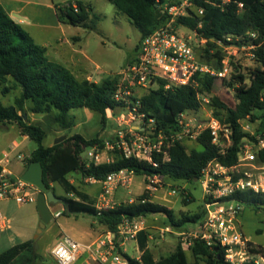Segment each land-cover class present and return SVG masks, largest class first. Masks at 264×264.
<instances>
[{"label":"trees","instance_id":"16d2710c","mask_svg":"<svg viewBox=\"0 0 264 264\" xmlns=\"http://www.w3.org/2000/svg\"><path fill=\"white\" fill-rule=\"evenodd\" d=\"M107 1L119 13L125 15L139 31V43L168 22V17L161 8L165 0ZM190 2L193 9H188L187 16L177 18L174 27L194 31L200 39L205 40L203 53L199 55L202 63L220 70L225 57L224 48L234 45L255 46L251 52L259 67L251 73L248 82L239 72L231 75L228 86H235L234 107H229L219 96L211 97L210 106L214 110V116L231 130L232 147L226 156L218 154L217 147L211 143L209 132L204 131L197 139L201 149L187 151L184 145L175 144L169 150L168 162L162 163L161 155L154 156L157 167L132 158L126 159L117 151L115 159L108 163L95 164L94 161H84L81 156L87 148L94 152L104 149L106 141L98 137L86 139L75 134L57 145L43 146L47 133L42 127L28 123L25 118V103H31L30 111L34 114L53 113L54 123L63 130L74 125L70 113L72 110L88 109L99 114L103 129L108 122L106 111L121 110L120 105L113 100L118 76L101 84L87 79L78 80L68 69L50 61L46 57V49L36 44L0 5V86H3L1 95L6 96L13 90L20 91L14 105L4 106L0 101V124H15L21 135L28 136L29 140L38 145L31 153L26 169L31 163L38 162L42 168L45 186L52 190L51 185L57 183L65 194L71 195V198H62L64 211L61 215H88L105 232H116L122 220L126 218L161 215L165 218V226L175 231L185 230L204 218V209L201 213L182 215L178 219L167 207L152 202L120 204L112 209L97 211L93 201L70 183L68 176L77 173L81 179L93 178L102 182L109 174L127 169L133 171L136 176L160 175L174 182L192 183L200 178L202 170L211 161H218L224 166L234 165L245 139L256 143L257 137L264 138V0ZM199 9L202 10V15H198ZM158 12H161L160 16ZM92 15V6L81 0H72L56 7L58 22L73 27L94 30V21L98 17ZM249 33H255L256 38L252 39ZM194 79L197 86L171 87L167 90L163 88L164 81H159L156 90L150 89L141 98L139 112L145 114V120H153L157 133L176 131V118L180 113L196 112L200 109L198 92L205 96L211 94L215 81L213 77L195 76ZM243 120L258 122L254 135L242 131L239 122ZM256 162L264 165V149L257 152ZM146 198L147 195L144 194L138 199ZM234 198L242 203L243 207L252 206L256 211H260L264 206V195L245 192L237 194ZM190 200L188 194L183 198L185 204L191 203ZM148 236L147 231L138 234L137 247L141 255L139 259H135L124 254L128 264H190L179 243L172 253L155 259L147 246ZM33 245V241H26L10 247L0 253V264H36L39 257L34 252ZM258 251L264 252V247H259ZM190 252L195 260L193 264L201 260L204 264H230L225 261L221 248L208 246L204 241H194Z\"/></svg>","mask_w":264,"mask_h":264},{"label":"built area","instance_id":"2783aa9c","mask_svg":"<svg viewBox=\"0 0 264 264\" xmlns=\"http://www.w3.org/2000/svg\"><path fill=\"white\" fill-rule=\"evenodd\" d=\"M228 3L229 0H221ZM190 0L176 5H161L168 17V22L143 39L133 61L118 75V83L113 100L120 105L121 113L115 118L119 123L138 122L135 127L120 129L115 140L106 141L104 149L118 151L126 159H135L157 167L154 156L161 155V162L170 160L169 150L183 140L197 141L198 137L208 131L211 143L218 149L222 157L228 154L232 147L231 130L214 116L213 108L206 97L197 95L202 107H209V121L205 125L194 123L189 115L193 111L180 113L176 118L177 130L169 133L159 131L153 120H145V114L139 112L141 98L154 87L158 88L159 81H164L165 90L171 87L187 85L197 86L195 76H209L215 80L224 81L228 78L230 67L226 57L221 62V69L216 70L201 62L192 44L191 38H185L174 27L179 17L189 14ZM241 8L242 5L240 4ZM202 15V10L197 11ZM190 31V30H189ZM194 35L197 34L191 31ZM252 39L255 33H249ZM202 42L205 40L201 39ZM230 41V38L227 39ZM264 45V43H262ZM231 47V46H230ZM235 49L251 50L256 47L234 45ZM228 47L224 48L227 51ZM113 111L108 109L106 116L114 118ZM126 115V116H125ZM127 117V122L125 121ZM120 126V124H119ZM121 128V127H120ZM138 128H143L140 131ZM23 139L28 136L21 135ZM257 142L251 144L244 140L239 148L237 161L232 166H224L218 161L209 162L202 170L200 183L203 192L204 218L185 230L175 231L166 226L163 231L173 233L178 237L182 249H190L196 240L204 241L208 246H218L222 249L225 261L230 264H264V252H259L249 238L241 230L240 215L243 205L234 197L237 194L251 192L264 195V165L256 162L257 152L264 149V138L257 137ZM19 145L13 143L9 151H4L0 158V202L14 200L19 205L35 203L38 190L21 179L12 170L13 161L27 164L29 157L16 153ZM255 148V149H254ZM94 163H100L101 157L94 151L88 152ZM136 176L131 170H121L109 174L101 183V191L94 204L97 211L112 209L117 206L113 195L117 189L127 187ZM146 182V199H129L128 204L152 202L148 193L153 194L159 189L163 178L160 175H144ZM95 182L93 178L88 179ZM174 193V192H173ZM172 193H168L171 195ZM154 203V202H152ZM264 212V206L261 207ZM61 213L53 217L58 218ZM264 225V219H262ZM9 220L0 216V231L9 229ZM146 217L123 219L116 232H104L95 240L87 243L79 242L70 236H60L50 250V256L56 264H128L121 250L127 241L137 242L140 232L147 230Z\"/></svg>","mask_w":264,"mask_h":264},{"label":"rangeland","instance_id":"374dc122","mask_svg":"<svg viewBox=\"0 0 264 264\" xmlns=\"http://www.w3.org/2000/svg\"><path fill=\"white\" fill-rule=\"evenodd\" d=\"M70 1L72 0H0V5L14 19L22 21V28L28 32L36 44L46 49V57L50 61L62 65L71 73L74 72V76L78 80L87 79L101 84L105 80L117 77L127 64L136 57L137 52L135 49L140 39L139 31L125 15L119 13L107 0H81L90 4L93 8L92 16L98 17L94 21V30L62 24L56 18V7ZM184 1L187 0H165L163 5H176ZM162 6L161 8H163ZM191 9H193L192 6ZM90 21H88V24H90ZM178 29L179 33L185 38H191L199 57L203 53L205 42H202L198 36L186 28L179 27ZM250 54L249 50L235 49L233 46L228 47L227 51H224L226 61L230 67L228 78L224 81L215 80L210 95L205 96L201 92H198V95L206 97L209 103L211 97L219 96L229 107H234L236 104L235 86L230 87L228 83L231 75L237 72L244 75L248 82L251 73L259 67L256 59L251 57ZM74 67L78 69H72ZM2 88L3 86H0L1 103L4 106L14 105L20 91L13 90L8 95L3 96L1 95ZM156 89V87L153 88V90ZM25 107L27 112L25 118L28 123L40 126L46 131L47 136L43 141L45 147L52 146L57 138L63 136L67 138L75 134L86 139L98 137L105 141L115 140L120 129L126 130L135 127L138 123L133 122L127 125L123 122L119 123L115 118L122 111L118 109L112 113L114 118H109L106 126L102 129L97 112L88 109H76L70 112L74 119V125L70 129L63 130L54 123L53 113L34 114L30 111V102L25 103ZM209 111V107H202L198 112L191 113L189 118L194 123L205 125L210 119ZM125 121L127 122V117H125ZM239 126L242 131L254 135L258 122L251 123L248 120H243L239 122ZM14 142L19 145L16 153H21L24 157H29L38 146L32 140L23 139L19 128L15 124H0V158L4 151H9L12 148ZM182 145L185 146L187 151L201 149L195 140L185 139ZM115 152L108 149L95 151L104 163L113 161L117 156ZM81 157L84 161H93L88 154V150L83 152ZM13 163L12 170L15 174L21 175L26 171L24 162L16 160ZM69 179L76 185H79L81 181L83 182L77 173L70 174ZM99 187L98 184L91 186L93 191L87 190L97 193ZM51 189L56 197L60 199L67 197L59 184H53ZM145 193L147 191L144 177L134 176L127 187L116 190L113 200L116 205L128 204L129 199L135 202ZM168 193L172 194L168 195ZM187 194L191 197L190 201L192 202L185 204L183 198ZM148 196L152 202L171 210L176 219L182 215H194L203 211V192L198 181L192 183L174 182L168 178H162L158 191L153 194L148 193ZM49 209L52 219L38 234L40 215L36 202L25 205H19L14 200L0 202V216L10 222L9 229L0 231V253L16 244L33 241L34 252L39 257L36 264H56L50 256V249L62 232L73 236L74 239L80 242H89L79 234L90 230L93 221L90 216L61 215V217L54 218L53 216L57 212L62 213L64 211L63 202L51 205ZM240 216L243 234L256 247H264V225L261 223L264 219V212L262 210L256 211L252 206H244ZM146 221V231L149 235L147 246L154 258L158 259L172 253L179 242L175 234L163 231L166 227L165 218L161 215H152L147 216ZM103 231L100 229L98 233ZM121 250L130 258H139L141 255L134 241H127ZM183 251L187 261L193 264L195 260L190 249L184 248ZM78 264H82V262H78ZM197 264H204V262L202 260L197 261Z\"/></svg>","mask_w":264,"mask_h":264},{"label":"water","instance_id":"95a60500","mask_svg":"<svg viewBox=\"0 0 264 264\" xmlns=\"http://www.w3.org/2000/svg\"><path fill=\"white\" fill-rule=\"evenodd\" d=\"M159 16L161 12H158ZM140 131H143V128H138ZM66 138L60 137L54 141V145H57L64 141ZM21 179L34 186L38 190L37 199H36V207L40 215V224L38 229V234L45 228V226L51 221L52 215L49 207L56 203L61 202L62 199L55 196V194L49 190L43 180H42V168L38 162L31 163L26 171L21 175ZM216 252L218 249L215 250ZM123 259H126L124 255H121Z\"/></svg>","mask_w":264,"mask_h":264},{"label":"crops","instance_id":"0c3cea01","mask_svg":"<svg viewBox=\"0 0 264 264\" xmlns=\"http://www.w3.org/2000/svg\"><path fill=\"white\" fill-rule=\"evenodd\" d=\"M8 13V12H7ZM9 14V16L15 21V22H17L18 24H20V25H22V21L21 20H16V19H14L13 18V16L10 14V13H8ZM28 33V32H27ZM72 69H74V70H76V69H78V68H76V67H74V68H72ZM73 70V71H74ZM73 75H74V72L72 73ZM90 81V80H89ZM107 119H109L108 118V115H107ZM87 150H88V152L89 151H93L91 148H87ZM102 163H104V162H100V163H97V164H102ZM108 163V162H107ZM96 164V163H95ZM76 174V173H75ZM22 175V174H21ZM68 178H69V176H68ZM83 180V182L81 181L80 182V184L78 185H76V184H74L73 183V181H71L70 179H69V181H70V183H72L79 191H81L82 193H84V194H86L89 198H90V200H92L93 201V203L95 204L96 202H97V200H98V198H99V195H100V191H101V183L100 182H97V181H95V182H91V181H89L88 179H82ZM100 185V187L98 188V190H97V193H92V192H89L87 189H89L90 191L92 190L91 189V186H94V185ZM53 185V184H52ZM52 185H51V187H52ZM93 191V190H92ZM66 198H71V195H67L66 194ZM57 213H59V212H57ZM59 217H61V215L59 216ZM240 219H241V216H240ZM40 221H41V219H40ZM100 229H102L103 230V228L101 227V226H98L96 223H95V221L93 220L92 221V225H91V227H90V230L89 231H87V232H83V233H81V234H79V235H81V237H85V238H83V239H87V240H89V242H91V241H93V240H95L99 235H101L102 233H104L105 231H103L102 233H98L99 232V230ZM63 234H66V233H64V232H62V234L60 235V236H62ZM66 235H68V234H66ZM60 236H58V238L60 237ZM69 236V235H68ZM71 238H73V236H70ZM57 238V239H58ZM74 239V238H73ZM148 239H149V236H148ZM74 240H76V239H74ZM76 241H79V240H76ZM80 242V241H79ZM84 243V242H83ZM87 243V242H86ZM136 244H137V242H136ZM51 250V249H50ZM141 254V253H140ZM135 259H139L138 257H136Z\"/></svg>","mask_w":264,"mask_h":264}]
</instances>
